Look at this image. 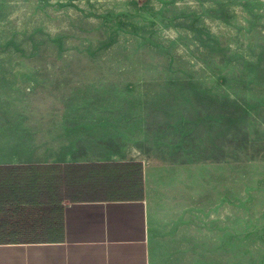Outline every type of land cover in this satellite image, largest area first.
<instances>
[{"label":"rangeland","instance_id":"obj_1","mask_svg":"<svg viewBox=\"0 0 264 264\" xmlns=\"http://www.w3.org/2000/svg\"><path fill=\"white\" fill-rule=\"evenodd\" d=\"M0 125L141 157L151 264H264V0H0Z\"/></svg>","mask_w":264,"mask_h":264},{"label":"crops","instance_id":"obj_2","mask_svg":"<svg viewBox=\"0 0 264 264\" xmlns=\"http://www.w3.org/2000/svg\"><path fill=\"white\" fill-rule=\"evenodd\" d=\"M0 125V264H151L146 163L25 160Z\"/></svg>","mask_w":264,"mask_h":264}]
</instances>
